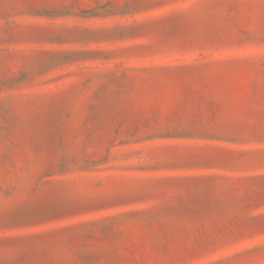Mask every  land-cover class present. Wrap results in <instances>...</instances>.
Wrapping results in <instances>:
<instances>
[{
	"label": "rangeland",
	"instance_id": "obj_1",
	"mask_svg": "<svg viewBox=\"0 0 264 264\" xmlns=\"http://www.w3.org/2000/svg\"><path fill=\"white\" fill-rule=\"evenodd\" d=\"M0 264H264V0H0Z\"/></svg>",
	"mask_w": 264,
	"mask_h": 264
}]
</instances>
